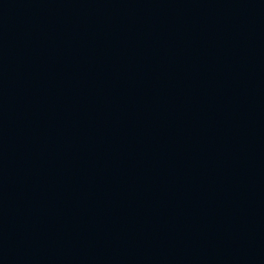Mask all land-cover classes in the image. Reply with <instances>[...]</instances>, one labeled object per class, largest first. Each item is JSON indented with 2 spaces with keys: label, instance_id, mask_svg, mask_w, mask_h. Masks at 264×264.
I'll use <instances>...</instances> for the list:
<instances>
[{
  "label": "water",
  "instance_id": "1",
  "mask_svg": "<svg viewBox=\"0 0 264 264\" xmlns=\"http://www.w3.org/2000/svg\"><path fill=\"white\" fill-rule=\"evenodd\" d=\"M0 264H264V0H0Z\"/></svg>",
  "mask_w": 264,
  "mask_h": 264
}]
</instances>
